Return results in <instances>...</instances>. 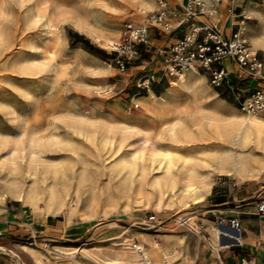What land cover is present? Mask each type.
<instances>
[{"label":"rangeland","instance_id":"rangeland-1","mask_svg":"<svg viewBox=\"0 0 264 264\" xmlns=\"http://www.w3.org/2000/svg\"><path fill=\"white\" fill-rule=\"evenodd\" d=\"M167 1L173 11L169 20L175 25L187 0ZM248 1L231 0L228 7L241 13L233 21L244 18L249 40L254 48L264 52V46L257 47L252 40L260 28L259 17L245 18L242 14ZM252 1L264 11V0ZM154 2L148 11L159 8L158 1ZM45 3L0 0V217L8 210L18 215L22 209L24 222L36 223L45 218L35 206L9 193L11 183L27 188L36 178L34 184L42 188L54 186L66 197L63 209L49 215L51 218L60 220L64 226H87L74 240L65 236L58 238L61 243L49 241L48 250L43 249L44 240H38L37 248L45 253H53L56 244L65 252L77 246H118L123 241L133 245L138 238L131 236L132 230L179 233L181 236L173 237L175 245L181 251H190L195 259L206 249L215 250L218 245L213 229L220 220L207 209L228 206V202L215 203L231 200L244 185L264 183V174L241 178L234 171L231 174L214 171L212 188L200 202H194L191 195L165 191L164 179L161 186L153 183L154 176L163 173L157 161H151L153 142L166 144L173 157L178 153L200 155L208 143L201 138L197 125L191 124L192 119L188 121L192 134L186 135V128L178 127L180 140L171 138L168 131L172 116L154 117L149 123L141 121L145 112L143 100L148 99L150 92L165 94L179 81L164 73L158 54L160 48L177 39L169 42L178 30L170 31L152 23L146 12L138 13L133 0H45ZM126 22L149 24L150 40L148 45L139 46L140 53L128 63V68L121 70L113 46L125 37ZM97 32L115 38L114 43L101 42L95 37ZM195 73L205 82L210 99L220 101L237 114L245 113L227 89L214 87L203 71ZM150 74L155 79L151 78L147 84L145 80ZM133 102L140 107L130 109ZM160 136L164 139L160 140ZM135 150L140 152L134 172L117 164ZM70 202L85 213L84 217L76 212L68 219ZM158 236L163 242L164 237ZM174 255L169 259L180 257L173 263L178 264L182 256L179 252ZM135 256L136 264H142L139 255ZM59 260L60 264H70L66 254Z\"/></svg>","mask_w":264,"mask_h":264},{"label":"bare ground","instance_id":"bare-ground-1","mask_svg":"<svg viewBox=\"0 0 264 264\" xmlns=\"http://www.w3.org/2000/svg\"><path fill=\"white\" fill-rule=\"evenodd\" d=\"M133 1V5L136 6L138 13L146 12L148 9H152L155 5L154 0ZM47 3L50 5L49 2ZM242 14L245 18H253V16L259 17L260 28L252 35V40L255 46H264V11L258 9L257 6H248ZM246 27L247 24L245 25V28ZM97 33L99 34L95 37L101 42L108 45H112L114 43L115 38L113 39L111 36L104 37L100 35V32ZM103 38L105 41H102ZM194 71L197 72L196 70H188L182 75L177 83L167 89L165 94L163 93L162 95H158L151 91L148 99L143 100V104L145 105V112L143 116L145 119L143 117V120L141 119V121L149 123L154 117L172 116V118L168 120L167 125L171 138L180 140L178 132V127L180 126L186 128V135L192 134L190 127L191 124H194L197 125L201 138L208 140V143L205 145L206 148L201 151L200 155L194 153H178L175 157L172 156L173 151L169 149L166 144L161 143L159 140V143H152L153 157L151 161H157V167L163 170L162 174L158 172L160 175L154 176L153 183L160 185L161 181L164 179L163 183L166 187L165 191H172L173 193L178 192L182 196L191 195L193 196L194 202H200L204 200L206 193H209L212 188L214 171L226 174H231L234 171L241 178L249 176H254L255 178L264 174V115L246 112L244 114H237L230 107L220 101L210 99L205 82H203V79H201ZM190 119H192L191 124L188 122ZM142 131L147 133L146 129H143ZM159 139L162 140L164 137L160 136ZM138 152L140 151H133L129 158L124 155V157L121 158L117 164L125 168L127 166L131 172H134L139 165V162L137 161ZM83 165L84 164L82 163V166ZM140 174L141 173H139V176ZM35 182L36 178L34 180V183ZM34 183L27 188L24 187L25 185L22 186L23 184L11 183L9 193L17 196L24 203L35 206L39 212L45 214V216L59 213L65 205L64 199L66 197H64L63 192L54 186L42 188ZM66 183L67 182H65V184ZM41 202H43V205ZM76 212H79L81 217H84L85 215L84 212L77 210L70 202L68 205V211L66 212L68 219H71ZM127 228L130 230L129 226ZM131 232V236L135 235V237L141 241L139 240L138 242L134 240L133 245H130L129 242L125 241L123 244L134 248L139 255V259L140 254L137 246H141L143 248L151 264H173L174 260L169 259L172 255H170L168 248L161 245L158 240L159 234L140 230H132ZM223 234L231 237L233 240L237 238V234L226 224L220 223L219 225L214 226L213 238L218 245L215 250H218L221 243H223ZM176 236L178 237L181 235H175V237ZM99 248L100 244L89 248L82 246L81 248L73 251L70 257L75 260L76 264H89V258L102 259L101 256L97 254V250ZM176 252L178 253L177 250L175 253ZM50 257V255L46 256L48 261L50 260ZM37 259L42 261L43 254L39 253Z\"/></svg>","mask_w":264,"mask_h":264},{"label":"built area","instance_id":"built-area-1","mask_svg":"<svg viewBox=\"0 0 264 264\" xmlns=\"http://www.w3.org/2000/svg\"><path fill=\"white\" fill-rule=\"evenodd\" d=\"M157 1L159 8L146 11L147 19L180 33L175 42L158 50L164 73L180 79L188 70L203 71L214 87L229 91L241 110L264 115V52L254 48L249 40L243 26L244 18L233 21L241 13L236 12L235 8L229 9L231 33L226 34L220 26L222 0H187L175 25L169 20L173 11L169 9L168 1ZM149 28L147 23L124 24L125 37L113 46L121 70L128 68V63L140 53L139 46L148 45ZM151 78L155 79L154 75L147 76V84ZM138 107L140 104L133 102L130 109ZM255 205L257 212L264 214V196L257 197ZM218 219L220 223H226L224 215L221 214ZM228 225L238 232L239 237L234 241L240 244L241 222L238 216L229 217ZM46 246H50V243ZM137 249L142 264H151L143 248L137 246ZM235 264L256 263L251 257H242Z\"/></svg>","mask_w":264,"mask_h":264},{"label":"crops","instance_id":"crops-1","mask_svg":"<svg viewBox=\"0 0 264 264\" xmlns=\"http://www.w3.org/2000/svg\"><path fill=\"white\" fill-rule=\"evenodd\" d=\"M230 1L231 0H222L220 13V26L225 30L226 34L231 33V26L228 23L230 19V7H228V4ZM241 1L244 3V0ZM254 2L255 1L249 0L245 9L248 6H255ZM246 24L247 23L244 24L243 21V26ZM175 35L176 36L169 39V42L176 38L178 39L180 35L179 30ZM261 196H264V183L248 184L238 189L231 200L215 203L228 202L230 203L228 206L223 208H208L207 211L211 213L210 215H214L216 218L221 214L224 215L226 223L223 224H226L231 229L233 228L228 225V218L231 216H238L241 222V243L235 242L231 237L224 234L225 236H222L223 243H221L218 250H214V248L206 249L197 259L193 258L190 251H185V249L181 251L178 249V246L175 245L177 242L174 241L173 237L181 234L168 232L151 233L163 236V242L158 238L160 244L168 248L170 255H174V252L177 250L182 256L181 261L184 262L191 261L192 264H235L242 257H251L255 260L256 264H264V214L258 213L255 205L257 197ZM234 206L236 207L234 208ZM233 209L238 212H234ZM24 215V210L19 209L18 215L12 212V210H8L6 214L0 217V264H60L59 258L63 254L68 256L70 264H76L75 260H73L70 255L73 251L81 247L77 246L74 250L65 252L62 246L56 244L53 253L51 252L48 254L41 251V248H37V241L43 239V249L48 250L49 248L46 245H48L49 241H58L61 243L62 240H58V238L63 239L65 236H69V240H74V238H77L86 231L87 226L84 224L64 226L60 220L51 218L52 216H45L44 219L36 223L35 220L24 222ZM233 231L237 234V237H239L238 232L234 229ZM37 236L43 237L37 238ZM30 237H33V239L24 242V239ZM124 242L125 241L122 242V246L100 244L97 254H99L102 259L89 258L88 263L136 264L137 262L135 260L137 257L135 254H137V252L134 251V248L123 244ZM39 253L43 254L42 261L37 259ZM47 255L51 256L49 261L46 258ZM179 258L180 257H177L173 263L179 260Z\"/></svg>","mask_w":264,"mask_h":264}]
</instances>
